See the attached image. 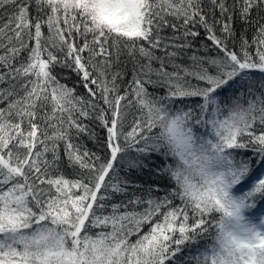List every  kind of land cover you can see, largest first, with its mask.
Listing matches in <instances>:
<instances>
[{
	"label": "snow or ice",
	"instance_id": "6c2138e0",
	"mask_svg": "<svg viewBox=\"0 0 264 264\" xmlns=\"http://www.w3.org/2000/svg\"><path fill=\"white\" fill-rule=\"evenodd\" d=\"M258 204L264 0H0V264H264Z\"/></svg>",
	"mask_w": 264,
	"mask_h": 264
},
{
	"label": "trees",
	"instance_id": "16d2710c",
	"mask_svg": "<svg viewBox=\"0 0 264 264\" xmlns=\"http://www.w3.org/2000/svg\"><path fill=\"white\" fill-rule=\"evenodd\" d=\"M257 19H259V17H257ZM254 24H255V20L253 21V26H250L248 24H242L241 21L239 20L238 16L234 18V22H233V26L236 30V33L238 36L241 35H246L249 38L253 35L254 33ZM165 34L170 35L169 32H165ZM206 34L204 33L203 30H201V35L200 37L197 38V40L195 41V43L197 45H207L209 48H211V43L209 41L206 40ZM235 43L237 44V47L239 46V41H235ZM125 64V69L128 72V75L125 76V80H130L131 79V64L128 63L127 61H124ZM59 71V70H58ZM60 78H61V82L62 83H67L70 87L72 86V84L75 82V77L68 75L64 72L60 73ZM149 91H153L152 88H149ZM77 92L80 95H86V93L84 92L83 88L80 87L77 84ZM156 94H160L159 91L157 90ZM89 127L94 128L96 136L95 138H90L87 136H82L78 143H80L82 146L86 147L87 149L96 152L97 155L101 156L102 158L105 155V150L103 149L102 145L104 143V139L106 137V132L99 127L98 123L96 122H92L89 123ZM77 142V141H74ZM61 151H63V146H61ZM64 167V166H62ZM65 174L68 175L70 178L73 175L72 170L70 168H64ZM129 176L130 178L138 185H140L143 188H146L149 186V184L151 183V181L153 180H157V177L155 176H148L146 174L143 173H135L134 171H130L129 172ZM161 195L163 194V189H164V182L161 181ZM177 203H179V201H177ZM264 208V204H258L257 205V209L253 210L257 216H260L261 212L263 211ZM144 232L148 231V227L145 226L143 229ZM133 239H135V237H133ZM191 247H196V245H192Z\"/></svg>",
	"mask_w": 264,
	"mask_h": 264
},
{
	"label": "rangeland",
	"instance_id": "374dc122",
	"mask_svg": "<svg viewBox=\"0 0 264 264\" xmlns=\"http://www.w3.org/2000/svg\"><path fill=\"white\" fill-rule=\"evenodd\" d=\"M260 215H264V208H263V211L261 212V214Z\"/></svg>",
	"mask_w": 264,
	"mask_h": 264
}]
</instances>
